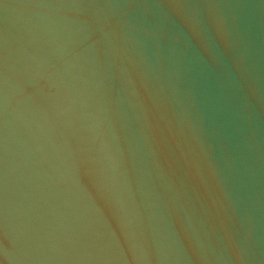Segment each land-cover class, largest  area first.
I'll use <instances>...</instances> for the list:
<instances>
[{
	"label": "water",
	"instance_id": "obj_1",
	"mask_svg": "<svg viewBox=\"0 0 264 264\" xmlns=\"http://www.w3.org/2000/svg\"><path fill=\"white\" fill-rule=\"evenodd\" d=\"M0 264H264V0H0Z\"/></svg>",
	"mask_w": 264,
	"mask_h": 264
},
{
	"label": "snow or ice",
	"instance_id": "obj_2",
	"mask_svg": "<svg viewBox=\"0 0 264 264\" xmlns=\"http://www.w3.org/2000/svg\"><path fill=\"white\" fill-rule=\"evenodd\" d=\"M0 236H2V234H0Z\"/></svg>",
	"mask_w": 264,
	"mask_h": 264
}]
</instances>
